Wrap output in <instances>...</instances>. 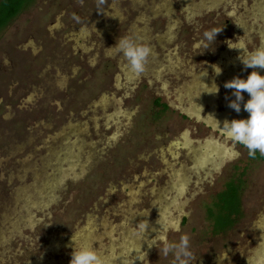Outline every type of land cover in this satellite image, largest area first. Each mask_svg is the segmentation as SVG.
<instances>
[{
	"label": "rangeland",
	"instance_id": "rangeland-1",
	"mask_svg": "<svg viewBox=\"0 0 264 264\" xmlns=\"http://www.w3.org/2000/svg\"><path fill=\"white\" fill-rule=\"evenodd\" d=\"M126 36L151 49L143 73ZM261 45L264 0H27L0 28V264H70L83 242L170 264L152 243L182 234L192 264H264V156L222 130L249 115L224 88L253 71L239 48Z\"/></svg>",
	"mask_w": 264,
	"mask_h": 264
},
{
	"label": "clouds",
	"instance_id": "clouds-1",
	"mask_svg": "<svg viewBox=\"0 0 264 264\" xmlns=\"http://www.w3.org/2000/svg\"><path fill=\"white\" fill-rule=\"evenodd\" d=\"M103 0H97V5ZM221 30L210 29L203 32L201 46L204 50L212 47L217 33ZM243 54L238 57L243 68L253 69L246 78L236 76L224 83V88L231 90V97L228 99V107L236 113H240L241 108L249 115L245 119H233L223 124L224 134L235 143L243 146L249 154L259 153L264 156V74L258 69H264V45L253 48L251 51L245 50L243 46L239 48ZM116 51L122 55L129 68L137 73L146 70L151 49L148 44L138 42L130 36L123 37L116 44ZM221 71V70H220ZM217 72V74L220 73ZM218 92V87L211 93ZM245 93L248 99L245 101ZM139 232H145L146 225L139 223L135 226ZM159 250V255L170 258V264H192L197 253L190 245L188 234L180 235L178 240L168 241L164 236H159L154 240ZM70 264H107L105 257L98 252L91 244L83 242L75 245L71 255Z\"/></svg>",
	"mask_w": 264,
	"mask_h": 264
},
{
	"label": "trees",
	"instance_id": "trees-1",
	"mask_svg": "<svg viewBox=\"0 0 264 264\" xmlns=\"http://www.w3.org/2000/svg\"><path fill=\"white\" fill-rule=\"evenodd\" d=\"M27 0H2L0 3V28L4 26Z\"/></svg>",
	"mask_w": 264,
	"mask_h": 264
},
{
	"label": "flooded vegetation",
	"instance_id": "flooded-vegetation-1",
	"mask_svg": "<svg viewBox=\"0 0 264 264\" xmlns=\"http://www.w3.org/2000/svg\"><path fill=\"white\" fill-rule=\"evenodd\" d=\"M212 115H214V116H217V114H216V112L214 111V113L213 114H209V116H210V119H211V116ZM186 135H188V134H186ZM185 135V136H186ZM185 136H183V138H185ZM189 136V135H188ZM188 138H185V140H187ZM215 141L212 139V140H208V142H207V148L209 147V146H211L210 147V149L212 150V151H215V153H217V154H221V152H222V150H223V148L221 149V148H219V145L217 146V144H215L214 143ZM213 143V144H212ZM209 144H211V145H209ZM209 145V146H208ZM217 147V148H216ZM218 150H220V151H218ZM230 187V194H231V200L229 201V203H228V205H230V203H232V201L235 199V197L237 196L236 195V193H237V191H236V189H235V187H233L232 185H230L229 186ZM230 198V197H229ZM226 200L228 199L227 197L225 198ZM233 199V200H232ZM230 229H234V227L232 226H230ZM234 233H235V230L233 231Z\"/></svg>",
	"mask_w": 264,
	"mask_h": 264
},
{
	"label": "bare ground",
	"instance_id": "bare-ground-1",
	"mask_svg": "<svg viewBox=\"0 0 264 264\" xmlns=\"http://www.w3.org/2000/svg\"><path fill=\"white\" fill-rule=\"evenodd\" d=\"M214 113V111L211 113V114H213ZM224 116V115H223ZM222 115L220 116V117H223ZM216 116H214V115H212L211 116V119H210V122H215L216 121V118H215ZM221 119V118H220ZM220 121V120H219ZM213 124V123H212ZM217 124H218V121H217ZM210 140H212V139H210ZM215 143V142H214ZM213 144V143H212ZM209 145H211V144H209ZM208 145V146H209ZM218 146V145H217ZM211 147V146H210ZM224 147V146H223ZM217 148V147H216ZM219 148H221V147H219ZM222 149V148H221ZM218 151H220V150H218ZM226 150H225V147L223 148V150H222V152L221 153H224ZM171 214V213H170ZM168 219V218H167ZM170 219V218H169ZM164 223V222H163ZM170 223V222H169ZM134 235H136V234H134Z\"/></svg>",
	"mask_w": 264,
	"mask_h": 264
}]
</instances>
